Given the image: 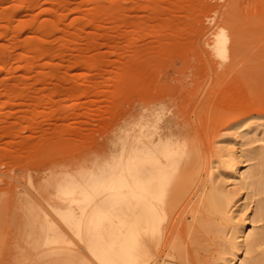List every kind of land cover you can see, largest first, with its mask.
<instances>
[{"label":"rangeland","instance_id":"374dc122","mask_svg":"<svg viewBox=\"0 0 264 264\" xmlns=\"http://www.w3.org/2000/svg\"><path fill=\"white\" fill-rule=\"evenodd\" d=\"M140 106L163 110L177 128L168 140L180 141L160 240L135 254L147 264H227L244 217L222 155L245 153L250 172L264 145V0H0V264H16L22 248L37 259L19 239L24 196L63 235L50 259L99 264L76 230L84 216L68 225L48 207L74 205L61 187L85 186L111 162Z\"/></svg>","mask_w":264,"mask_h":264},{"label":"bare ground","instance_id":"6f19581e","mask_svg":"<svg viewBox=\"0 0 264 264\" xmlns=\"http://www.w3.org/2000/svg\"><path fill=\"white\" fill-rule=\"evenodd\" d=\"M224 48L225 41L221 39L216 50L223 51ZM174 130L177 133L176 127L165 124L163 110H150L143 106L134 121L121 129L113 145L115 153L107 166L87 175L85 186L61 187L63 199L69 198L74 205L68 208L49 205L48 210L63 216L68 225L78 223L73 219L77 214L84 216L85 221L75 227L99 264H147L136 254L140 256L147 244L160 240V224L167 216L161 207L162 195L167 177L179 162L176 163V148L180 140L177 135L175 140H168ZM224 152V164L231 169L236 188L233 195L238 197L237 203H241L238 208H242L244 217L240 225L234 226V240L238 242H235L236 247L232 249L227 264H264V227H255L258 222H264V194L256 193L261 197L257 210L254 215L248 213L255 197L249 190L255 191L257 186L264 189V145L262 154L258 155V166L250 172H243L248 159L245 153L240 152L239 156L234 148H226ZM73 195H79V198H70ZM230 195L224 196L226 203L230 202ZM27 199L25 196L18 199L17 208L23 218L19 239L37 251V259L31 260L29 253L22 248L16 262L35 264L47 260L49 264H59L58 259L50 258L65 249L63 235L58 228L52 233L51 224L40 220L39 216L46 215L43 205ZM226 214H229L230 221L236 219L233 217L235 211L229 209ZM175 256L173 254L171 258ZM243 256L250 257L244 259Z\"/></svg>","mask_w":264,"mask_h":264}]
</instances>
